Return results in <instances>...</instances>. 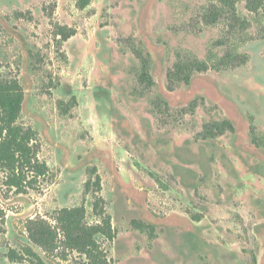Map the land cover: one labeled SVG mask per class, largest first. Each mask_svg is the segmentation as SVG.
Returning a JSON list of instances; mask_svg holds the SVG:
<instances>
[{"label":"rangeland","instance_id":"374dc122","mask_svg":"<svg viewBox=\"0 0 264 264\" xmlns=\"http://www.w3.org/2000/svg\"><path fill=\"white\" fill-rule=\"evenodd\" d=\"M235 1L232 16L213 0H0V79L22 84L19 122L50 168L25 193L0 170V264H30L8 257L26 244L50 264L85 260L46 255L25 225L78 206L100 223L96 195L116 231L99 237L109 264H264V148L250 136L251 117L264 130V8ZM194 58L208 70L170 89Z\"/></svg>","mask_w":264,"mask_h":264},{"label":"trees","instance_id":"16d2710c","mask_svg":"<svg viewBox=\"0 0 264 264\" xmlns=\"http://www.w3.org/2000/svg\"><path fill=\"white\" fill-rule=\"evenodd\" d=\"M220 3L232 16L236 14L235 0H213ZM80 8H86L92 0H77ZM247 7L251 12L259 13L264 8V0H247ZM219 14V13H218ZM218 14L211 16L213 22L217 21ZM57 35L63 40H68L74 34L61 28ZM208 70V64L204 60L194 58L188 64L178 60L174 69L168 72L169 88L173 89L175 82L189 83L191 71ZM143 75L144 72H143ZM25 90L18 79H0V170L7 172L5 184L14 188L18 193H25L34 189L40 178L46 177L50 172L48 164L39 158L40 143L38 132L31 126L19 122L22 116ZM250 136L257 147L264 148V130H260L254 123V117L250 119ZM232 123L223 121L220 131L233 129ZM96 191H101V178L98 175L94 183ZM91 184H87V190H91ZM103 198L96 195L94 211L101 215L100 223L90 224L86 221V209L84 206L64 208L53 217L55 223L44 218L35 217L26 222V230L30 240L39 246L46 255H60L67 259L63 249L77 251L86 259L79 264H109L108 255L102 249L100 236L114 240L116 231L112 224V217L104 212ZM6 213L0 209V219L5 220ZM62 250V251H61ZM8 257L12 261L30 264H50L45 258L26 244L21 249L11 248ZM252 264H258L254 257Z\"/></svg>","mask_w":264,"mask_h":264}]
</instances>
